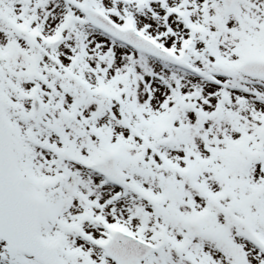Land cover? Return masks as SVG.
Segmentation results:
<instances>
[{
    "label": "snow or ice",
    "instance_id": "6c2138e0",
    "mask_svg": "<svg viewBox=\"0 0 264 264\" xmlns=\"http://www.w3.org/2000/svg\"><path fill=\"white\" fill-rule=\"evenodd\" d=\"M0 264H264V0H0Z\"/></svg>",
    "mask_w": 264,
    "mask_h": 264
}]
</instances>
